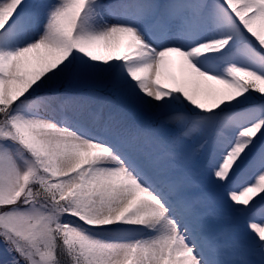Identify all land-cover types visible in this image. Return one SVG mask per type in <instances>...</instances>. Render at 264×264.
Listing matches in <instances>:
<instances>
[{
	"label": "snow or ice",
	"instance_id": "1",
	"mask_svg": "<svg viewBox=\"0 0 264 264\" xmlns=\"http://www.w3.org/2000/svg\"><path fill=\"white\" fill-rule=\"evenodd\" d=\"M260 194L264 0H0V264H264Z\"/></svg>",
	"mask_w": 264,
	"mask_h": 264
},
{
	"label": "rangeland",
	"instance_id": "2",
	"mask_svg": "<svg viewBox=\"0 0 264 264\" xmlns=\"http://www.w3.org/2000/svg\"><path fill=\"white\" fill-rule=\"evenodd\" d=\"M260 195H264V194H260ZM256 199H259V196L256 197ZM259 220V217L257 218ZM247 235H245V239H247Z\"/></svg>",
	"mask_w": 264,
	"mask_h": 264
},
{
	"label": "bare ground",
	"instance_id": "3",
	"mask_svg": "<svg viewBox=\"0 0 264 264\" xmlns=\"http://www.w3.org/2000/svg\"><path fill=\"white\" fill-rule=\"evenodd\" d=\"M176 71L178 72V71H179V69H176Z\"/></svg>",
	"mask_w": 264,
	"mask_h": 264
}]
</instances>
